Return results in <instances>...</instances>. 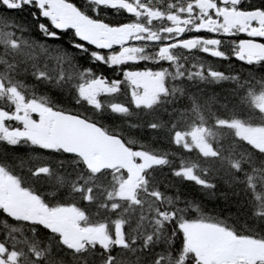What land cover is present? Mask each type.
Instances as JSON below:
<instances>
[{"label":"snow or ice","instance_id":"obj_1","mask_svg":"<svg viewBox=\"0 0 264 264\" xmlns=\"http://www.w3.org/2000/svg\"><path fill=\"white\" fill-rule=\"evenodd\" d=\"M0 264H264V0H0Z\"/></svg>","mask_w":264,"mask_h":264},{"label":"trees","instance_id":"obj_2","mask_svg":"<svg viewBox=\"0 0 264 264\" xmlns=\"http://www.w3.org/2000/svg\"><path fill=\"white\" fill-rule=\"evenodd\" d=\"M217 94L221 100L227 95L220 87H214L208 89V94ZM182 192L187 194L190 198H199L200 194L196 190V187L193 186L191 183L188 184V187L182 188ZM205 206L209 209H217V210H224L227 211L228 209L224 207L223 199L217 195V197H204Z\"/></svg>","mask_w":264,"mask_h":264},{"label":"flooded vegetation","instance_id":"obj_3","mask_svg":"<svg viewBox=\"0 0 264 264\" xmlns=\"http://www.w3.org/2000/svg\"><path fill=\"white\" fill-rule=\"evenodd\" d=\"M240 38H244L242 35H241V37ZM237 64L239 63V62H236ZM221 90H223L226 94H227V91H226V89H224V88H221Z\"/></svg>","mask_w":264,"mask_h":264},{"label":"bare ground","instance_id":"obj_4","mask_svg":"<svg viewBox=\"0 0 264 264\" xmlns=\"http://www.w3.org/2000/svg\"><path fill=\"white\" fill-rule=\"evenodd\" d=\"M220 89H221V87H220Z\"/></svg>","mask_w":264,"mask_h":264}]
</instances>
